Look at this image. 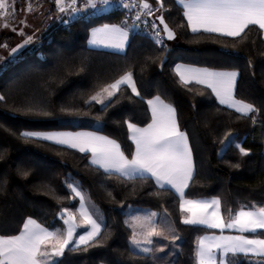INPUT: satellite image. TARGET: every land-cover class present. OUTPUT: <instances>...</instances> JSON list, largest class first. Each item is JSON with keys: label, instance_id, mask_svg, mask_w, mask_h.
Listing matches in <instances>:
<instances>
[{"label": "trees", "instance_id": "16d2710c", "mask_svg": "<svg viewBox=\"0 0 264 264\" xmlns=\"http://www.w3.org/2000/svg\"><path fill=\"white\" fill-rule=\"evenodd\" d=\"M48 1L50 20L30 52L0 71V95L5 97L0 101V234H18L28 218L48 228L61 226L60 213L78 204L67 183H78L100 208L102 235L110 233V238L86 252L66 250L57 264H153L150 257L130 247L131 231L124 217L134 207L167 213L180 237L167 259L174 264H196L198 238L211 229L182 223L180 199L174 190L160 189L151 179L109 178L90 165L88 153L47 141L25 142L5 129L17 133L93 129L114 138L131 157L134 144L126 122L147 125L151 121L147 100L158 96L176 109L179 127L188 135L194 173L185 197L219 198L225 219L231 218L229 210L234 215L241 205L264 207L263 34L250 26L241 43L239 38L192 33L183 8L176 0H164V18L176 38L166 39L165 48L150 34L133 31L126 50L116 52L90 47L88 36L95 25L120 23V13L72 19L64 25L54 15L53 0ZM150 1L156 7L155 0ZM6 39L14 38L6 34L0 38L3 43ZM177 61L237 70L235 97L254 104L259 112L244 117L220 104L207 86L196 82L183 85L174 70ZM128 72L133 74L139 96L122 85L107 110L95 102L85 104L102 87ZM45 112L50 115H43ZM236 145L249 154L241 155ZM235 164L240 167H233ZM23 171L29 175L24 177ZM156 192L159 195H150ZM239 264L249 261L240 257Z\"/></svg>", "mask_w": 264, "mask_h": 264}, {"label": "snow or ice", "instance_id": "6c2138e0", "mask_svg": "<svg viewBox=\"0 0 264 264\" xmlns=\"http://www.w3.org/2000/svg\"><path fill=\"white\" fill-rule=\"evenodd\" d=\"M53 2L58 13L66 14L71 18L89 11L93 14L107 12L113 7V0H79L83 3V7L78 6V0H53ZM176 2L183 8V17L192 33L203 32L239 38L241 43L247 39L248 31L246 30H250V26H256L264 34V0H176ZM116 3L125 9L137 10L133 22L129 24L125 20L122 22L123 26L105 24L102 27L93 28L91 44L123 50L129 38V28H139L141 24L150 27L154 33L155 43L165 48L167 45L161 35L162 32L167 40L176 38L175 31L164 18V12L167 11L164 0H155L156 7H153L148 0H116ZM11 7L8 0H0V16H9ZM38 10L39 6L28 2L26 12L32 13ZM157 12L160 13L159 16L155 15ZM11 14L14 15V12ZM148 17L155 18L150 22ZM56 19H60L66 25L69 23L60 15H57ZM157 20L159 25L156 23ZM20 23L28 26L26 19L21 20ZM160 25L163 26L162 29ZM4 26L7 27L8 24ZM18 34L24 36L25 39L21 44L10 49L9 62L18 58L22 50L34 43L35 33L26 35L23 29H20ZM7 47V44L0 45V48ZM4 67L0 65V71L4 70ZM175 71L180 76L183 85L186 86L192 81L205 84L212 90L220 104L234 108L244 117L250 113L259 112L254 104L235 98L234 93L239 76L237 71H215L181 64L176 65ZM122 85H127L135 95H140L133 80V74L128 72L102 87L100 91L86 100L85 104L90 105L95 102L102 106V110H107L113 106L112 98L120 92ZM4 99L5 97L0 95V101ZM154 103L159 104L160 107L153 106ZM148 104L152 106L151 123L146 127H138L126 122L130 133L129 138L135 144V153L131 159L124 154L121 145L116 140L95 132L22 130L17 133L11 129H5V131L25 142L47 141L77 149L81 153L90 152V165L95 166L97 170L102 169L109 178L116 176L126 181L151 179L160 189H165L167 186L169 190H174L181 201L179 205L181 212L191 213L182 218L184 225L219 229L221 232L218 236L198 238V248L195 252L198 264H239L240 257L248 259L249 264H264V239L249 238L244 235V233H250L254 237L264 235L258 232V230H264V207L252 206L249 210H244L245 206L241 205V210L234 215L229 210L231 219L225 223L219 198L186 199L185 190L189 187L194 171L188 135L180 130L176 109L172 105L164 104L158 96L155 102L149 100ZM61 111H66V109L62 108ZM42 114L50 115L47 112ZM252 119L255 123V116ZM236 146L239 147L241 155L249 154L248 150L239 145ZM233 167L239 168L240 165L235 164ZM21 175L27 177L29 173L23 171ZM67 188L74 197H79L78 212L89 227L85 228L82 234L77 235V230L81 226L76 223V215L67 209L64 210L67 218L64 219L66 227L63 230L49 231L48 228L42 227L34 219L29 218L23 223L19 234H0V264H57V258L63 257L66 250L86 252L89 248L103 246L110 238V233L102 235L104 226L101 222L102 217L96 216L86 207L85 196L79 184L67 183ZM108 195L111 196L112 193L109 192ZM150 195H159V193H150ZM156 216L157 213H149L146 216H132L130 220L125 221L132 229L130 247L150 257L153 264H159L163 259L157 256L156 252H164V247L158 249L152 247L153 237L168 239L170 235L173 245L180 239L172 224H168L166 229L158 230ZM225 228L235 230L240 234L224 235ZM49 245H51L50 250ZM250 254L257 259H250ZM169 264H174V262H169Z\"/></svg>", "mask_w": 264, "mask_h": 264}, {"label": "crops", "instance_id": "0c3cea01", "mask_svg": "<svg viewBox=\"0 0 264 264\" xmlns=\"http://www.w3.org/2000/svg\"><path fill=\"white\" fill-rule=\"evenodd\" d=\"M105 24H109V25H118V26H123V24L122 23H103V24H98V25H95L94 27H92L91 29H90V31H89V36H88V45L90 46V47H93V48H98V49H107V50H112V51H116V52H124L125 50H126V48H127V44H128V41H129V38H128V41L127 42H125V46H124V49L123 50H118V49H116V48H113V47H108V46H104V45H93V44H91L90 43V40L92 39V37H91V30L93 29V28H98V27H102L103 25H105ZM134 30H132V28H129V37H130V34L133 32ZM263 37H264V34H263ZM178 64H181V65H189V66H192V67H196V68H208V67H202V66H197V65H192V64H187V63H183V62H179V61H177L175 64H174V70L176 69V65H178ZM209 69H211V68H209ZM211 70H215V71H229V70H219V69H211ZM176 72V71H175ZM177 74V73H176ZM177 76L180 78V76L177 74ZM119 79V78H118ZM134 80V79H133ZM192 82H195V81H192ZM203 85H205V84H203ZM206 86V85H205ZM137 88V87H136ZM210 89V88H209ZM211 90V89H210ZM211 92H212V90H211ZM213 95L215 96V94L213 93ZM157 96H154V97H151V98H149L148 100H147V104H148V101L149 100H152V101H154L155 102V98H156ZM160 98V97H159ZM217 99V98H216ZM160 100L161 101H163V103L164 104H169V103H167L166 101H164L162 98H160ZM218 101V100H217ZM219 102V101H218ZM153 106H155V107H160V105L159 104H157V103H154V105ZM148 107H149V110H150V113H151V120H152V106H150L149 104H148ZM229 108H231V107H229ZM232 109H234V108H232ZM235 110V109H234ZM177 116V115H176ZM149 123H151V121L149 122ZM148 123V124H149ZM138 127H146L147 125H144V126H139V125H137ZM181 130V129H180ZM39 131H59V132H72V133H77V132H95V133H97L98 135H105V134H103V133H101V132H99V131H97V130H93V129H77V130H68V129H64V130H39ZM182 131V130H181ZM128 132H129V130H128ZM105 136H108V135H105ZM129 136H130V133H129ZM110 139H114V138H112V137H110V136H108ZM115 140V139H114ZM118 143V142H117ZM188 143H189V141H188ZM134 144V143H133ZM189 147H190V145H189ZM122 150V149H121ZM88 154H89V159L91 160V153L90 152H87ZM135 153V144H134V151H133V154ZM133 156V155H132ZM132 156L131 157H128V159H131L132 158ZM193 158V157H192ZM193 173H194V171H193ZM190 182V181H189ZM167 187V186H166ZM82 192H83V190L82 189H80ZM83 194H84V196H85V205H86V207H88V209L90 210V211H92V212H94V214L96 215V216H101L102 217V213H101V210H100V208L95 204V203H93L90 199H89V197H88V195L85 193V192H83ZM77 199H78V204H77V206H76V208L75 209H73V210H71V209H67L68 211H70V212H72L73 214H75L76 215V223L77 224H79L81 227L77 230V235H79V234H82L83 233V231L85 230V228H88L89 226L88 225H86L85 224V222L83 221V218L79 215V212H78V209H79V206H80V201H79V197H76ZM186 198V197H185ZM211 198H213V197H204V198H196V199H194V200H199V199H211ZM186 199H190V198H186ZM180 203H181V201H180ZM250 208H245L244 210H249ZM241 209H239L238 211H240ZM237 211V212H238ZM236 212V213H237ZM149 213H157V216H156V224H157V229L158 230H160V229H162V228H164V229H166L167 228V226H168V224H171L170 222H169V220H168V218H167V216H166V214L164 213V212H162V211H157V210H154V209H150V208H144V207H134V208H131L128 212H127V214L125 215V217H124V223H125V221H128V220H130V218L132 217V216H137V215H139V216H146V215H148ZM221 213H222V211H221ZM188 215H191V213H189V212H182V218L183 217H185V216H188ZM60 216H61V221H62V225L61 226H59V227H55V228H48V227H46V226H44L43 224H41L40 222H38L37 220H35L36 222H37V224H39V225H41L42 227H45V228H48L49 229V231H54V230H56V229H61V230H63L66 226L64 225V219H66L67 218V214L64 212V210L60 213ZM222 217H223V214H222ZM29 219V218H28ZM31 219H33V218H31ZM223 219H224V221H225V223H227L230 219H225L224 217H223ZM27 220V219H26ZM102 223H103V217H102V221H101ZM125 225H127L128 226V224H126L125 223ZM129 227V226H128ZM129 229H130V231H131V235H132V229L129 227ZM137 231H140V229H137ZM19 234V233H18ZM166 234H167V232H166ZM221 234V232H220V230L219 229H211L210 231H208V232H206V233H204L201 237H204V236H218V235H220ZM223 234L224 235H239L240 233H238V232H236L235 230H230V229H227V228H225L224 229V232H223ZM17 235V234H16ZM131 235H130V237H131ZM244 235H247V236H249V238H261V239H264V237H262V236H252L250 233H244ZM153 240H154V244H153V248H156V249H158V248H160V247H164V252H156V255L157 256H159V257H162L163 259L159 262V264H169V262H173V261H171L170 259H167V257H171V252H172V249L174 248V247H176L177 246V241H175V244L173 245V243H172V240H171V236L169 235V238L168 239H164L163 237H153ZM166 246V247H165ZM197 248H198V241H197V243H196V250H197ZM51 249V245H49V250ZM167 250H169L168 252H167ZM133 251H135V252H137V253H140V252H138V251H136V250H134L133 249ZM168 253V254H167ZM251 255V254H250ZM196 264H198V262H197V260H196Z\"/></svg>", "mask_w": 264, "mask_h": 264}, {"label": "rangeland", "instance_id": "374dc122", "mask_svg": "<svg viewBox=\"0 0 264 264\" xmlns=\"http://www.w3.org/2000/svg\"><path fill=\"white\" fill-rule=\"evenodd\" d=\"M8 2L10 5H12V7L9 9L10 12L9 16L7 17L0 16V38L2 35L6 34V35H12L14 39L13 40L6 39L4 43L0 40V45L2 44L8 45L7 48H0V65H4L5 67L11 65L12 63L24 57L27 53L30 52L31 45H29L26 49L22 50L18 58L9 62L10 49L21 44L22 41L25 39L24 36L18 34L19 30L23 29L26 35H32L33 33H35V38H36L50 20V18L48 19L47 16L48 15L47 13L49 11L48 0H8ZM28 2L33 3L34 6H39V10L32 13L26 12ZM78 6L83 7V3L79 2V0H78ZM12 12H14V15L11 14ZM54 15L55 17H57V15H60L62 16L63 19L68 21L71 19V17H69L66 14L58 13V10ZM25 19L27 21L28 26H25L24 24L20 23L21 20H25ZM5 24H8V26L5 27L4 26ZM13 28H15L16 30L13 31L12 30ZM8 41L11 42L8 43ZM229 71H237V70H229ZM104 95L106 96V93ZM222 105L229 107L226 104H222ZM96 122H100V121H96ZM72 184H78V183H72ZM80 189L82 188L80 187Z\"/></svg>", "mask_w": 264, "mask_h": 264}, {"label": "built area", "instance_id": "2783aa9c", "mask_svg": "<svg viewBox=\"0 0 264 264\" xmlns=\"http://www.w3.org/2000/svg\"><path fill=\"white\" fill-rule=\"evenodd\" d=\"M148 2L151 3L150 0H148ZM136 11H137L136 9H132V10L125 9L122 6H119L116 3V0H113V7L110 8L107 12H96V13L93 14V12L89 11L88 13L77 15L76 17L71 18L70 20L78 19V18H82V17L86 18V17H90V16H93V15H96V14H102V13H108V12H117V13L121 14V21L120 22H123V21L127 20V22L129 24H131L133 22V18L136 15ZM155 15L159 16L160 13L157 12V13H155ZM154 18L155 17H148V20L151 22L152 20H154ZM156 23L159 25V21L158 20L156 21ZM64 25H66V24H64ZM159 27L161 29L163 28L162 25H160ZM132 30L138 31V32H143V33H146V34H150L151 36L154 37L153 30L150 27L144 26L143 24H141V26L139 28H132ZM161 35H162V37L164 38V41H165L167 39L165 34L162 32Z\"/></svg>", "mask_w": 264, "mask_h": 264}, {"label": "water", "instance_id": "95a60500", "mask_svg": "<svg viewBox=\"0 0 264 264\" xmlns=\"http://www.w3.org/2000/svg\"><path fill=\"white\" fill-rule=\"evenodd\" d=\"M166 36V35H165ZM167 38V37H166Z\"/></svg>", "mask_w": 264, "mask_h": 264}]
</instances>
